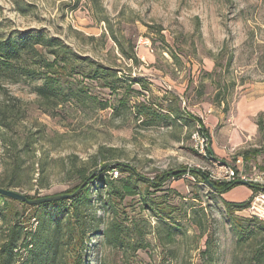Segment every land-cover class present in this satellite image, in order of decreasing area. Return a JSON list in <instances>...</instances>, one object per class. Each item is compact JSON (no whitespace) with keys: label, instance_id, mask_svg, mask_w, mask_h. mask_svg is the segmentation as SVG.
Here are the masks:
<instances>
[{"label":"rangeland","instance_id":"1","mask_svg":"<svg viewBox=\"0 0 264 264\" xmlns=\"http://www.w3.org/2000/svg\"><path fill=\"white\" fill-rule=\"evenodd\" d=\"M28 34L58 38L117 73L120 81H112V91L102 87L104 81L72 74L87 93L76 103L58 98L56 107L55 101L34 92V84L42 80L0 77V182L34 199L71 194L65 191L77 182L70 170L74 156L80 158L78 166L82 160L92 171L123 163L151 180L186 169L182 177L170 178L162 190L149 194L145 186L141 194L124 199L103 191L102 205L97 194L103 184L93 182L92 211L103 221L99 231L88 235L85 264H254L260 235H247L245 229L246 238L239 242V226L248 223L250 230L261 223L247 210L230 216L223 202H241L235 200L244 189L218 195L189 170L209 163L191 138L197 118L213 141L221 127L234 126L242 98L264 95V0H0V39ZM140 102L156 110L178 105L194 119L170 125L157 119L147 126ZM102 103L109 107L102 109ZM256 121L262 125L259 135L227 157L209 150L213 159L236 165L240 152L257 148L258 155L244 159L246 174L264 172V111ZM16 155L23 159L18 170L13 166ZM95 156L99 161L93 167ZM128 177L120 172L112 178ZM145 195L156 208H164L168 225L145 205ZM110 202L117 213L106 209ZM5 212L0 214V244L14 223L22 224L29 237L39 226L35 209L9 201ZM116 220L127 237L113 243L102 232ZM210 235L211 258L204 253ZM28 251L23 245L19 263L28 259Z\"/></svg>","mask_w":264,"mask_h":264},{"label":"trees","instance_id":"2","mask_svg":"<svg viewBox=\"0 0 264 264\" xmlns=\"http://www.w3.org/2000/svg\"><path fill=\"white\" fill-rule=\"evenodd\" d=\"M124 54L128 59L137 60V56L134 53L128 54L124 51ZM83 60L87 62H83ZM72 74L81 75L91 80L104 81L102 87H108L112 91L116 88L112 81H120L117 73L109 70L104 65L88 60L87 57L80 56L58 38L39 34H28L0 39V77H11L17 80L23 77L34 83L42 80L41 84H34V92L48 102L55 101L54 106L56 107L60 105L57 100L58 98L65 97L66 101L76 103L81 102L83 95L87 93V88L79 86L76 79L70 76ZM122 102H124L123 105H126L125 100ZM107 107H109L107 103L101 104L102 109H106ZM137 107L146 117L143 123L147 126L152 125V121H156L157 119L168 125L173 122L178 123L179 120H184L186 123H189L192 122L193 118L192 115L184 116L178 105H171L167 108L159 107L156 110L149 103L140 102L137 104ZM197 123L208 134L200 118H197ZM258 124L260 129H262L260 121H258ZM3 125L2 116L0 115V127L2 128ZM259 151L256 148L247 149L238 155L244 159H250L253 155H257ZM73 158L75 160L71 162L70 170L74 174L77 182L72 188L65 191V193H74L77 191L93 173L82 160V164L77 165V161L80 160L78 156H74ZM98 161V157L95 156L93 167L98 166ZM22 163V157L16 155L13 159L14 170L21 169ZM114 169L118 170L119 173H128V179L120 180L112 178L113 174L111 175V172ZM186 171L184 169L181 172H175L173 175L165 172L163 175L157 176L156 180H151L139 176L137 171L129 165L116 163L112 166L108 165L99 175L88 180L87 184L78 194L71 198L30 205L0 194V203L2 204L0 206V214L6 213L5 211L8 208L9 201L20 203L27 208L35 209L33 218L37 220L39 225L38 228L36 227L37 229L34 228V232L31 230V237H29L28 230L22 224L14 223L7 230V234L0 244V264H59L62 263V259L66 255L65 264H85L84 251L88 247V235H93L96 231H99L98 225L102 224L103 221L101 215L92 211L91 197L94 194L91 193V184L93 182L101 181L103 184L97 194V202L102 205L104 203L103 191H109L113 198L118 199L121 197L124 199L127 196L134 197L141 194L142 188L145 186V190L148 192L146 194H149L151 189H154V191L162 190L170 178L182 177ZM189 172L202 183H205V177L209 178L208 174L199 169H191ZM41 181L42 179H38V185H41ZM211 181L215 186L213 190L218 195H222L237 186L235 181ZM0 186L11 188V185L6 186L2 182H0ZM263 186L252 184L251 189L255 194L262 191ZM27 196L29 199H34L30 195ZM251 200L252 196L248 200L241 202L228 201L223 198L226 211L230 216H235L236 212L246 211L250 206ZM142 201L149 209L155 211V215L159 221L168 225L169 221L167 220L170 217L164 216V208L162 210L156 208L155 201L146 195L143 196ZM108 208L114 209L117 213L118 207L114 203H107L106 209ZM251 217L258 220L261 223L260 226L257 229L250 228L248 230L250 225L248 223H241L239 226L241 232L238 236V241L240 242L246 238L245 233L249 235L257 231L254 236L259 234L260 239L257 251L253 256V263L264 264V222L257 217ZM245 229L246 232L244 233ZM102 234L107 241L117 243L118 241L126 240L127 236L125 235L127 234V230L122 223L116 220L105 226ZM173 235L174 233L168 230V237L170 239H173ZM212 238L213 235L208 237L206 241L207 248L204 250V253H207L210 258L212 256ZM23 245H25V248L28 247L29 256L26 261L24 260L19 263L21 258L20 250ZM42 254H45V260H42Z\"/></svg>","mask_w":264,"mask_h":264},{"label":"crops","instance_id":"3","mask_svg":"<svg viewBox=\"0 0 264 264\" xmlns=\"http://www.w3.org/2000/svg\"><path fill=\"white\" fill-rule=\"evenodd\" d=\"M262 111H264V95H255L252 93L246 95L236 106L234 126L221 127L217 132L216 137H214V140L212 141L211 139V149H209L219 156L227 157L229 152L237 150L244 143L255 138L261 132L258 121H256V117ZM250 159L245 160L248 161ZM236 160V165L238 168L242 169V171L246 173L247 168H245L244 158L240 155H237ZM252 175L253 174L250 176ZM237 188L244 190L239 191V197L235 201H245V198L252 196L251 193L253 191L251 187L246 185H237L231 190ZM223 195L225 196L226 194L224 193Z\"/></svg>","mask_w":264,"mask_h":264},{"label":"built area","instance_id":"4","mask_svg":"<svg viewBox=\"0 0 264 264\" xmlns=\"http://www.w3.org/2000/svg\"><path fill=\"white\" fill-rule=\"evenodd\" d=\"M196 151L209 163L206 166H198V169L208 174L210 180L219 182H234L237 180H245L252 184L264 185V172L248 176L237 165L229 162L217 161L213 159V155L209 152L211 145L210 136L204 129L198 127L192 132L191 136ZM112 174L118 176V170L114 169ZM247 211L251 216L264 220V191H259L252 195V200Z\"/></svg>","mask_w":264,"mask_h":264},{"label":"water","instance_id":"5","mask_svg":"<svg viewBox=\"0 0 264 264\" xmlns=\"http://www.w3.org/2000/svg\"><path fill=\"white\" fill-rule=\"evenodd\" d=\"M106 168H107V166L104 165L101 168L93 171V173L88 178V180L97 176ZM173 173H175V172H170V174H173ZM88 180H86L77 191H75L74 193H71V194H58V195L45 196V197H40V198H35V199H29L28 196L24 193L18 192L16 190H13L10 188H4L1 186H0V194L6 196L8 198L14 199V200H18V201L28 203L30 205H36V204H41V203H45V202H50L53 200H59V199L74 197L87 184ZM204 181H205V184H207L209 187L215 188L214 183L210 180V178L205 177ZM235 184L236 185H246L249 187L252 186V183L245 181V180H241V179L235 181ZM263 190H264V186H263Z\"/></svg>","mask_w":264,"mask_h":264}]
</instances>
